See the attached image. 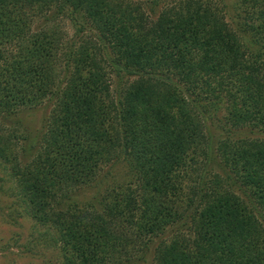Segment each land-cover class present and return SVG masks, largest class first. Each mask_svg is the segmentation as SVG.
Wrapping results in <instances>:
<instances>
[{"label": "trees", "instance_id": "trees-1", "mask_svg": "<svg viewBox=\"0 0 264 264\" xmlns=\"http://www.w3.org/2000/svg\"><path fill=\"white\" fill-rule=\"evenodd\" d=\"M2 120L62 264H264V0H0ZM113 162L125 180L81 198Z\"/></svg>", "mask_w": 264, "mask_h": 264}, {"label": "rangeland", "instance_id": "rangeland-1", "mask_svg": "<svg viewBox=\"0 0 264 264\" xmlns=\"http://www.w3.org/2000/svg\"><path fill=\"white\" fill-rule=\"evenodd\" d=\"M139 1V0H137ZM146 1V0H141ZM62 25L72 34L73 27L68 20H62ZM72 27V28H71ZM111 81L115 89L122 88V80L116 74H112ZM50 107L41 106L32 110L24 111L18 117L22 121V133L31 139L19 142V159L27 161L32 155L26 153L37 138L38 131H41L44 120L48 117ZM220 118L223 117L219 114ZM210 122L212 131L217 134L223 133L224 119ZM13 123V122H12ZM2 120L0 123V136L10 137L12 130H18L16 125ZM36 135V136H35ZM236 137L242 135H253L249 128H243L234 134ZM10 169H6L3 160L0 158V264H62V257L59 249L52 244L50 235L46 230L35 224L34 220L27 214L26 204L17 195L13 181L10 180ZM99 182L92 187L78 190L79 194H85L94 200L101 198V191L113 184L112 180L119 182L125 179V168L121 162H113L105 165L101 171ZM124 179V180H123ZM128 180V179H127ZM104 193V192H103ZM81 194V198L85 197ZM97 194V195H96ZM264 220V219H263ZM168 232L167 234H169ZM143 264H154L153 259Z\"/></svg>", "mask_w": 264, "mask_h": 264}]
</instances>
